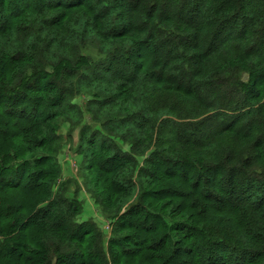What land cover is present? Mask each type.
I'll use <instances>...</instances> for the list:
<instances>
[{
    "label": "trees",
    "instance_id": "16d2710c",
    "mask_svg": "<svg viewBox=\"0 0 264 264\" xmlns=\"http://www.w3.org/2000/svg\"><path fill=\"white\" fill-rule=\"evenodd\" d=\"M0 264H264V0H0Z\"/></svg>",
    "mask_w": 264,
    "mask_h": 264
},
{
    "label": "rangeland",
    "instance_id": "374dc122",
    "mask_svg": "<svg viewBox=\"0 0 264 264\" xmlns=\"http://www.w3.org/2000/svg\"><path fill=\"white\" fill-rule=\"evenodd\" d=\"M77 101L81 104H83V101H81V99H77ZM69 123L64 121L61 123L60 129H59V134L62 136V144L61 147L59 149L58 155H57V159H58V163L60 165V170L62 167V173L60 174V178H63L65 176V179H68L69 181V188L71 191H76L75 193H73L75 195L76 198H79L78 193L79 191L84 192L85 195H87V197L91 200L94 201L93 203V207L96 210L97 215L95 214H91V217H89L88 219L92 220L91 218H94V221L98 224V226L103 229V230H109V228H107V225H109L108 221L105 220V216L104 214L101 212V210L99 209L98 203L95 201L94 197L92 196V193L90 192V190L87 188V186L85 185V173L83 174L84 169L82 170V168H80V163L82 161V156L81 153L76 152V138H77V128H75L74 130L71 131V127L68 125ZM69 134L73 135V142L69 139ZM74 157H77L75 163H74ZM72 164L75 166V170H74V174L72 175H76L77 179H74L73 176H70L68 174L64 175L63 173L71 170V166ZM66 180H63L62 182H64ZM68 196L71 194L68 193ZM82 198V197H81ZM82 202V201H81ZM82 208L81 211L79 212V214L77 215L78 218L80 216H82V214H84V211L87 209L88 207V203L84 200L82 203ZM100 217V218H99ZM82 219H86L85 216L82 217ZM108 232V231H107Z\"/></svg>",
    "mask_w": 264,
    "mask_h": 264
},
{
    "label": "crops",
    "instance_id": "0c3cea01",
    "mask_svg": "<svg viewBox=\"0 0 264 264\" xmlns=\"http://www.w3.org/2000/svg\"><path fill=\"white\" fill-rule=\"evenodd\" d=\"M74 163H75V161H76V159H77V157H74ZM72 168H71V170H68V171H66V172H64L63 174L64 175H66V174H68V175H70V176H73L74 177V179H77L76 178V175L74 176V175H72V174H74V170H75V166L72 164V166H71ZM61 173H62V167H61ZM60 180L61 181H63V180H66L65 179V176L63 177V178H60ZM78 196H79V199L83 202L84 200L88 203V207H87V209L84 211V214H82V216H80L79 217V220H88V218L89 217H91V214H95V215H97V213H96V210H95V208L93 207V203H94V201L93 200H91V199H89L88 197H87V195H85V193L84 192H81V191H79V193H78ZM82 197V198H81ZM83 216H85V218L86 219H82V217ZM100 218V217H99ZM93 221H94V218L92 217L91 218ZM105 220H107L106 218H104ZM108 221V220H107ZM95 222V221H94ZM96 223V222H95ZM97 224V223H96ZM98 225V224H97Z\"/></svg>",
    "mask_w": 264,
    "mask_h": 264
},
{
    "label": "built area",
    "instance_id": "2783aa9c",
    "mask_svg": "<svg viewBox=\"0 0 264 264\" xmlns=\"http://www.w3.org/2000/svg\"><path fill=\"white\" fill-rule=\"evenodd\" d=\"M107 228H109V225H107Z\"/></svg>",
    "mask_w": 264,
    "mask_h": 264
}]
</instances>
